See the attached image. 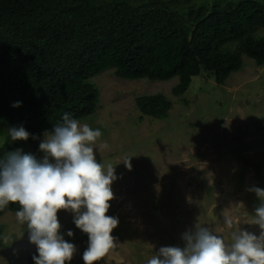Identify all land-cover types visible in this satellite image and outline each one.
I'll return each instance as SVG.
<instances>
[{"label": "rangeland", "instance_id": "374dc122", "mask_svg": "<svg viewBox=\"0 0 264 264\" xmlns=\"http://www.w3.org/2000/svg\"><path fill=\"white\" fill-rule=\"evenodd\" d=\"M257 33L264 35V28ZM91 81L100 91L98 107L80 123L102 132L93 147L99 163L114 165L107 215L119 220L111 233L117 247L97 264H147L161 246H183L182 234L195 223L230 243L225 217L258 234L250 221L260 201L248 189H264V64L243 56L242 68L224 85L200 74L179 97L171 91L176 77L126 80L106 69ZM156 92L172 101L165 119L141 116L136 107L137 95ZM15 142L0 121V145ZM17 149L38 160L44 156L20 143L12 152ZM127 156L131 170L121 162ZM15 213L0 215V264H10L5 251L27 231ZM57 216L63 238L77 249L66 264H84L87 234L76 228L74 213L59 210Z\"/></svg>", "mask_w": 264, "mask_h": 264}, {"label": "trees", "instance_id": "16d2710c", "mask_svg": "<svg viewBox=\"0 0 264 264\" xmlns=\"http://www.w3.org/2000/svg\"><path fill=\"white\" fill-rule=\"evenodd\" d=\"M260 28L264 0H0V121L30 133L0 145V159L18 143L40 151L65 113L79 122L94 114L100 91L91 79L106 69L126 80L176 77L178 97L200 74L224 85L243 56L264 64ZM135 104L158 120L172 108L161 92ZM17 210L9 204L0 215Z\"/></svg>", "mask_w": 264, "mask_h": 264}, {"label": "clouds", "instance_id": "9594fccd", "mask_svg": "<svg viewBox=\"0 0 264 264\" xmlns=\"http://www.w3.org/2000/svg\"><path fill=\"white\" fill-rule=\"evenodd\" d=\"M16 101L13 107L20 106ZM63 122L43 134L38 160L21 150L0 159V210L17 204L15 217L26 225L29 243L36 246L34 264H66L77 249L60 232L59 210L74 213L76 228L88 236L82 254L84 264H97L117 247L111 233L119 220L107 215L114 198L112 182L117 179L113 164L99 163L93 147L101 137L100 129L81 124L68 113ZM30 133L22 126L8 129L11 140H27ZM35 138V137H33ZM101 147H107L106 144ZM131 156L121 162L131 170ZM260 203L250 221L258 234L241 228L232 217L224 223L231 230L228 243L223 236L195 223L182 234L183 246H161L147 264H264V189L251 187ZM67 236H73L71 230Z\"/></svg>", "mask_w": 264, "mask_h": 264}, {"label": "water", "instance_id": "95a60500", "mask_svg": "<svg viewBox=\"0 0 264 264\" xmlns=\"http://www.w3.org/2000/svg\"><path fill=\"white\" fill-rule=\"evenodd\" d=\"M5 252L10 264H32L33 256L37 255L36 246L28 241L27 231L14 250H6Z\"/></svg>", "mask_w": 264, "mask_h": 264}]
</instances>
